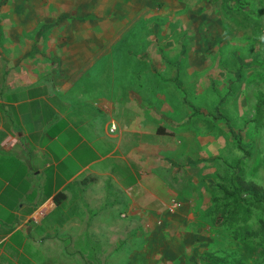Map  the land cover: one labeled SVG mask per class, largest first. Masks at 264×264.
Returning a JSON list of instances; mask_svg holds the SVG:
<instances>
[{
  "label": "rangeland",
  "instance_id": "obj_1",
  "mask_svg": "<svg viewBox=\"0 0 264 264\" xmlns=\"http://www.w3.org/2000/svg\"><path fill=\"white\" fill-rule=\"evenodd\" d=\"M75 45L100 65L116 63L102 91L140 95L172 136L163 156L167 215L155 227L148 220L145 250L130 264H264V120L257 130L253 123L264 96V0H0V62L31 59L74 80L86 69L63 75L50 61ZM225 123L246 137L248 158ZM231 178L247 212L216 227L214 201Z\"/></svg>",
  "mask_w": 264,
  "mask_h": 264
},
{
  "label": "crops",
  "instance_id": "obj_2",
  "mask_svg": "<svg viewBox=\"0 0 264 264\" xmlns=\"http://www.w3.org/2000/svg\"><path fill=\"white\" fill-rule=\"evenodd\" d=\"M86 47L50 61L63 75L86 69L74 80L31 59L0 62V264H130L145 250L148 220L167 215L172 136L140 95L101 90L116 63L90 60ZM37 98L47 103L32 110Z\"/></svg>",
  "mask_w": 264,
  "mask_h": 264
},
{
  "label": "trees",
  "instance_id": "obj_3",
  "mask_svg": "<svg viewBox=\"0 0 264 264\" xmlns=\"http://www.w3.org/2000/svg\"><path fill=\"white\" fill-rule=\"evenodd\" d=\"M255 119L253 123L255 124V130L258 129L259 123L264 120V96L260 95L257 97L256 107H255ZM192 116H199L201 118H210L215 120V117L211 114H203L197 110L192 111ZM217 120V118H216ZM227 122L226 118H221ZM225 130L227 134L231 136L232 141L236 145V148L243 154L244 158L250 156L249 148L245 144L246 137L242 132L234 133L228 123H225ZM220 198H216L214 201V224L216 227H222L229 224L232 220L238 218L240 215L246 213L244 209V202L246 198L240 193L239 187L233 181V178L229 179V186L220 188ZM261 204V203H258Z\"/></svg>",
  "mask_w": 264,
  "mask_h": 264
},
{
  "label": "built area",
  "instance_id": "obj_4",
  "mask_svg": "<svg viewBox=\"0 0 264 264\" xmlns=\"http://www.w3.org/2000/svg\"><path fill=\"white\" fill-rule=\"evenodd\" d=\"M114 130V128L112 129V131ZM47 207H42L41 209H39V211L37 212V217L43 218L46 214H47ZM176 209V205L173 204L172 206H170L169 211L171 212L172 210Z\"/></svg>",
  "mask_w": 264,
  "mask_h": 264
}]
</instances>
